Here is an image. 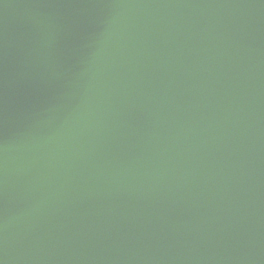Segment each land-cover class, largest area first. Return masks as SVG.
<instances>
[{
    "label": "water",
    "instance_id": "water-1",
    "mask_svg": "<svg viewBox=\"0 0 264 264\" xmlns=\"http://www.w3.org/2000/svg\"><path fill=\"white\" fill-rule=\"evenodd\" d=\"M0 264H264V0H0Z\"/></svg>",
    "mask_w": 264,
    "mask_h": 264
}]
</instances>
